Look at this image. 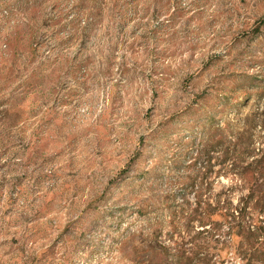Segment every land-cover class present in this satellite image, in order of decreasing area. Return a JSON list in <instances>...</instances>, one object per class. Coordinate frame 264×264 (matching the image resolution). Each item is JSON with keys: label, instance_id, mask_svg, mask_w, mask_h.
<instances>
[{"label": "rangeland", "instance_id": "1", "mask_svg": "<svg viewBox=\"0 0 264 264\" xmlns=\"http://www.w3.org/2000/svg\"><path fill=\"white\" fill-rule=\"evenodd\" d=\"M263 143L264 0H0V264L171 261Z\"/></svg>", "mask_w": 264, "mask_h": 264}, {"label": "trees", "instance_id": "2", "mask_svg": "<svg viewBox=\"0 0 264 264\" xmlns=\"http://www.w3.org/2000/svg\"><path fill=\"white\" fill-rule=\"evenodd\" d=\"M259 152L246 166L240 165V156H230L234 181L224 191L225 200L219 199L205 207L200 203L189 217H184L185 224L173 219L172 229L180 238L174 240L175 253L171 261L167 246L158 247L142 240L132 248L136 262L221 264L240 261L243 264H264V146ZM235 195L238 201L233 203ZM194 220L199 222V228L186 242L182 234L192 230ZM222 228H227L229 233L224 241L217 237Z\"/></svg>", "mask_w": 264, "mask_h": 264}]
</instances>
